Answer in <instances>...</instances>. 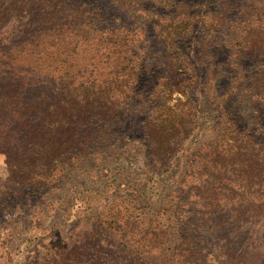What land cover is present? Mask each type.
<instances>
[{"label": "trees", "instance_id": "obj_1", "mask_svg": "<svg viewBox=\"0 0 264 264\" xmlns=\"http://www.w3.org/2000/svg\"><path fill=\"white\" fill-rule=\"evenodd\" d=\"M155 1L0 0V215L63 189L73 172L85 183L87 169L98 189L112 179L118 193L97 191L105 205L83 237L67 242L54 231L42 264H185L196 253L195 264L210 253L236 262L246 259L243 241L254 249L247 258L264 264V140L234 122L228 106L236 94L252 107L264 105V62L245 76L237 70L226 96L218 55L223 27L236 21L228 16L232 0H210L216 8L206 12L199 11L205 0H158L176 12H155L161 52L157 41L143 48L141 10ZM245 2L256 22L241 20L237 34L245 36L235 41L242 58L264 50V0ZM115 11L135 20L124 24ZM197 23L200 62L189 45ZM199 65L220 126L213 138L182 151L200 110ZM160 66L165 71L156 78ZM142 113L150 117L137 143L130 130ZM251 220L254 233L238 231Z\"/></svg>", "mask_w": 264, "mask_h": 264}, {"label": "rangeland", "instance_id": "obj_2", "mask_svg": "<svg viewBox=\"0 0 264 264\" xmlns=\"http://www.w3.org/2000/svg\"><path fill=\"white\" fill-rule=\"evenodd\" d=\"M203 1V0H198ZM212 1V0H211ZM210 0H205L206 4L199 8V11H212L215 10L216 6L211 3ZM246 0H232L231 3V13L229 12V18L235 23L226 24L223 27L222 34L225 36L223 43V50L219 53V60L223 64V72L219 75L222 80L223 85L221 86L223 92L226 93V96L229 92V89L232 87L231 82L238 81L237 79V70L241 75H246L247 72H253L259 69L260 63L264 62V50L259 54L249 53V55L241 57L237 48H239L238 43L235 41L237 38L245 36L238 35L237 31L241 26V20L250 19L256 22V12L255 9L248 10L250 7H243L247 4ZM232 4L234 5L232 7ZM162 12L163 18L173 17L176 12L171 10H166L160 6L159 1L149 2L142 7V25L144 26V31L146 33V41L143 44V48L148 40L155 43L157 41L159 50L162 51V44L155 36L157 28V19L155 12ZM119 14L121 17L116 19H122V23L130 24L135 18L130 16L128 18L127 13L121 12L112 13V16ZM111 18V17H110ZM252 18V19H251ZM115 18L112 17L111 20ZM232 21V22H233ZM121 22V20H120ZM138 22V21H137ZM148 28L146 30L145 28ZM232 25V26H231ZM203 32L202 24H196L194 35L190 39V47L192 49V57L200 62V52L198 47V40L201 38ZM161 47V48H160ZM224 51V52H223ZM202 65V64H201ZM164 66V65H163ZM165 71V68L160 66L157 68L155 76L159 78ZM205 66L199 65V74H200V86L196 89L197 94V106L200 108L198 110V115L194 118L193 131L190 137L184 140L182 151L192 148L194 145L199 144L205 140L213 138L217 134V129L220 126L219 114L216 110H213L214 104H217L215 101L207 100L204 95V80L207 77ZM150 79V76L146 77ZM147 93L148 89H143ZM147 103V102H145ZM258 102H254V107L246 98L240 97L238 94L231 97L228 102L229 108H233L234 111L230 113L231 119L234 122L239 123L241 126H250L251 130L257 136L258 140H264V105L256 106ZM208 104V109H201L202 106ZM211 109V110H210ZM150 117V113H142L135 120V125L130 130L131 136L134 137V141L137 143L144 142V135L141 132L142 125ZM195 120L197 122H195ZM2 170H5L4 156H0ZM140 169L138 166H132L133 170L136 171V174L140 176V181L144 180L145 173L143 172V162L141 158H138ZM87 178L85 183H82L84 176L82 172L72 173V178L69 180L68 184L61 189L54 191L52 194L48 193L46 199L37 202L36 204L29 205L21 203L19 207L14 211V214L11 216L0 215V264H42L44 262V256L46 250H48L51 244V234L56 231V234H62L67 242H70L74 239L83 237L87 232L92 229L93 221L91 218L97 215L98 207L104 206L103 201L100 199L99 192L106 193L107 195L116 197L117 188H114L112 179L108 182L105 189H98L100 181L94 179L95 173L87 169ZM2 175L6 176V172L2 171ZM110 177L106 176L108 179ZM79 180V181H78ZM3 186L8 187L7 182L3 180ZM95 188L96 190H94ZM127 187L122 186L121 190H125ZM122 190V191H123ZM59 192V193H58ZM58 193V194H57ZM105 194V195H106ZM60 197H59V196ZM19 201V199H17ZM143 209L133 211L135 215L139 212H143ZM158 213V212H157ZM153 215V213L148 216ZM160 217H163L162 214H159ZM163 224V220L162 223ZM228 227L233 228L235 224L228 222ZM252 231L254 233V220L248 221L244 226L239 227L238 231ZM241 240V239H240ZM240 246V249H245L246 259H240L236 262H227L226 257L216 258L213 253H210L205 259L206 261L203 264H254V256L249 260L247 257L251 254H254V249L246 246V243ZM175 247L177 242L171 243ZM170 243L167 247L171 248V252L175 249ZM210 249L212 248L211 243H208ZM175 251V250H174ZM158 254V253H157ZM200 257L199 253L191 255L190 258L185 259V264L190 262L195 264L196 260ZM203 259V258H202ZM160 258L158 264H160ZM201 261H197L200 264ZM172 264V263H170ZM178 264V263H176ZM182 264V263H180Z\"/></svg>", "mask_w": 264, "mask_h": 264}]
</instances>
